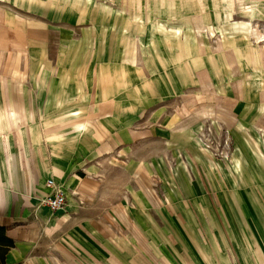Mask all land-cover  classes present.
I'll list each match as a JSON object with an SVG mask.
<instances>
[{
  "label": "rangeland",
  "instance_id": "rangeland-1",
  "mask_svg": "<svg viewBox=\"0 0 264 264\" xmlns=\"http://www.w3.org/2000/svg\"><path fill=\"white\" fill-rule=\"evenodd\" d=\"M141 9L128 14L120 9L117 27L67 29L66 35L92 41L67 45L65 52L81 48L79 58L88 59L81 76L72 66L76 73L69 77L62 65L67 63L55 59L63 46L53 40L47 53L35 58L5 48V25L12 23L14 9L0 1V85L10 84L13 96L16 85L23 98L33 94L44 105L38 106L43 118L71 112V107H53L54 102L64 103L70 95L81 100L71 105L81 107L71 110L80 108L90 120L88 130L73 127L66 133L73 136L71 146L79 144L74 160L85 171L82 194L103 200L89 215L94 226L89 229L112 228L122 239L137 228H163L169 214L181 225L187 218L176 206L183 213L198 209L197 196L218 202L231 186L254 191L264 181V63L259 59L264 19L250 22L256 36L263 34L256 39L239 24L232 28L228 14L207 18V27H192L179 22L201 20L192 11L171 22L147 17ZM62 33L51 28L52 37ZM244 85L248 96L242 99ZM32 86L39 91L27 92ZM54 255L55 264H64Z\"/></svg>",
  "mask_w": 264,
  "mask_h": 264
},
{
  "label": "crops",
  "instance_id": "crops-1",
  "mask_svg": "<svg viewBox=\"0 0 264 264\" xmlns=\"http://www.w3.org/2000/svg\"><path fill=\"white\" fill-rule=\"evenodd\" d=\"M0 1L11 3L14 9L12 23L5 25V48L13 54L35 58L36 54H43L42 50L47 53L53 40L63 46L55 59L67 63L62 65L69 77L76 73L72 66L77 67L81 76L88 59L87 55L79 58L81 48L77 53L65 52L67 45L92 41L86 36L66 35L65 31L70 27H117L119 16H123L120 9L128 14L142 7L147 17L171 22L192 11L201 20L179 21L188 22L192 27H207L210 25L206 24L207 18L221 19L228 14L227 21L232 28L239 24L246 33L251 30V34L254 32L250 22L264 19V0ZM231 13L248 19L234 20ZM51 28L63 33L52 37ZM254 35L256 39L263 36ZM259 59L264 63V53L259 54ZM78 88L85 90L81 80ZM26 91L32 94L39 89L32 86ZM247 91V86H242L239 97L245 99ZM32 95L23 98L16 85L13 96L10 84L6 88L0 85V225L5 226L7 235L14 241L6 254L7 263L55 264L52 259H56L54 254L58 256V252L64 264H264L263 180L257 181L259 187L254 191L247 186H231L224 196H218V202L210 196H197L198 209L191 207V212L184 209L183 213L177 205L182 218H187L181 225L169 214L164 216L169 222L165 221L163 228H137L126 233L125 239L112 228L89 229L90 225L94 227L91 222L88 224V218L93 219L89 215L94 216L95 206L103 200L82 194L85 180L82 172L85 171L74 160L79 144L71 146L69 140L73 136L66 132L73 127L88 130L90 120L86 121L80 108L71 110L81 107L71 106L81 102H76V95L53 105L71 107V112L49 118L40 116L41 102ZM55 123L58 128L53 126ZM48 178L66 189V204L56 213L40 203V196L50 191L45 185ZM227 182L230 181L224 180L223 184ZM91 236L98 237L100 242ZM41 251L46 254H40Z\"/></svg>",
  "mask_w": 264,
  "mask_h": 264
},
{
  "label": "built area",
  "instance_id": "built-area-1",
  "mask_svg": "<svg viewBox=\"0 0 264 264\" xmlns=\"http://www.w3.org/2000/svg\"><path fill=\"white\" fill-rule=\"evenodd\" d=\"M45 185L50 191L40 196V203L54 213L62 210L66 204V189L53 178H48Z\"/></svg>",
  "mask_w": 264,
  "mask_h": 264
},
{
  "label": "trees",
  "instance_id": "trees-1",
  "mask_svg": "<svg viewBox=\"0 0 264 264\" xmlns=\"http://www.w3.org/2000/svg\"><path fill=\"white\" fill-rule=\"evenodd\" d=\"M13 246L14 241L7 235L5 226L0 225V264L6 262V254Z\"/></svg>",
  "mask_w": 264,
  "mask_h": 264
},
{
  "label": "bare ground",
  "instance_id": "bare-ground-1",
  "mask_svg": "<svg viewBox=\"0 0 264 264\" xmlns=\"http://www.w3.org/2000/svg\"><path fill=\"white\" fill-rule=\"evenodd\" d=\"M261 41V40H260Z\"/></svg>",
  "mask_w": 264,
  "mask_h": 264
}]
</instances>
